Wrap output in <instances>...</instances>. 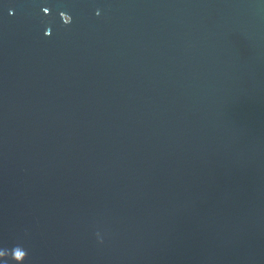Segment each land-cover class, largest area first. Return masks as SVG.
<instances>
[{"label": "water", "instance_id": "water-1", "mask_svg": "<svg viewBox=\"0 0 264 264\" xmlns=\"http://www.w3.org/2000/svg\"><path fill=\"white\" fill-rule=\"evenodd\" d=\"M17 245L23 264H264V0H0Z\"/></svg>", "mask_w": 264, "mask_h": 264}, {"label": "clouds", "instance_id": "clouds-1", "mask_svg": "<svg viewBox=\"0 0 264 264\" xmlns=\"http://www.w3.org/2000/svg\"><path fill=\"white\" fill-rule=\"evenodd\" d=\"M46 10H47V9H46ZM60 15L63 16V19H62V20H63V22H64L65 25H67V24L70 23L71 18H70L69 15L64 14V13H61ZM97 15H99V12H97ZM45 35H48V32H47V31L45 32ZM96 235H97L98 242L102 243L103 241H102V239L100 238L99 233H97ZM15 252H20V253H22V255H23V259H22L21 261H17V260L14 258L13 253H15ZM9 255H10V257H11V260H13V261L15 262V264H23V261L25 260V258H26V256H27V252H26V250L23 249L22 246H20V245H17V246H15V247H13V248L11 249L10 252H9L8 250H0V258L7 257V256H9Z\"/></svg>", "mask_w": 264, "mask_h": 264}]
</instances>
